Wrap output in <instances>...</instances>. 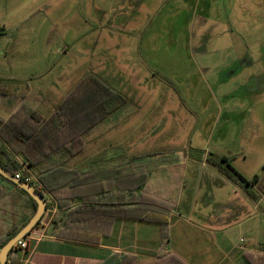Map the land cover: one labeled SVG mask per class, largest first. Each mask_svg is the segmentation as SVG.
<instances>
[{
    "label": "rangeland",
    "instance_id": "rangeland-1",
    "mask_svg": "<svg viewBox=\"0 0 264 264\" xmlns=\"http://www.w3.org/2000/svg\"><path fill=\"white\" fill-rule=\"evenodd\" d=\"M0 77L5 120L15 111L48 117L83 81L84 90L92 80L107 85L122 108L82 135L85 147L66 166L154 151L194 159V172L177 169L192 196L190 212L182 204L178 213L191 218L170 224L168 238L183 235L187 259L202 264L222 250L227 262L249 264L243 249L264 251V196L255 208L206 161L226 156L246 178L258 174L254 188L264 195V0H0ZM2 191V211L15 210L5 220L16 221L28 205L21 193ZM140 225L153 251L162 228L158 237L153 225ZM164 250L151 264H179Z\"/></svg>",
    "mask_w": 264,
    "mask_h": 264
},
{
    "label": "crops",
    "instance_id": "crops-1",
    "mask_svg": "<svg viewBox=\"0 0 264 264\" xmlns=\"http://www.w3.org/2000/svg\"><path fill=\"white\" fill-rule=\"evenodd\" d=\"M3 80L4 78L0 77V81ZM8 97L9 101H11L10 96ZM15 106L14 104L13 107ZM112 114H114V111L108 113L105 117L107 118ZM173 153L175 154V152L167 153L154 151L134 155L135 157H141V159L138 160L137 165H132V167L130 164L131 157L118 159L114 161L117 164H121L119 167L121 177L117 179V181L115 178H107L108 176L103 180H98L97 177H94L91 178L89 182H83L81 184H76V182L73 186H70L71 183H68L70 180L66 177L65 173H57L58 183H55V185L61 186L57 192L63 196V201H69L70 206L65 208L59 206L57 200L50 192H44L48 201V210L43 215L35 231L26 236L27 238L25 237L28 242V247L22 249L16 246V248L10 252L8 259L9 264H101L115 253L121 256L126 255L129 258L130 256H135L131 263L126 264H151V259H157L155 256L160 246L154 248L153 251L151 248H148L147 245L149 244V240L144 232H139V227H137V225H153L155 232L157 230L158 237H160V227H162L163 224H168L169 226L170 224H177L179 221L188 222L191 218V216L187 217L178 213V209L182 204H184L186 210L190 212V208H192V196L191 192L185 193L187 188L185 176L177 172V169L182 166L184 168H192L194 172L197 161L194 159L190 161L187 157L182 158L178 155L174 156ZM163 155L166 157L163 158ZM101 162L110 163L108 159L101 160ZM64 165L67 168L82 167H68L66 166V162ZM44 167L45 166L42 165V168ZM32 168L23 167L20 171L24 173L25 176L31 175L34 179V183L38 184L40 169L38 167ZM32 170L34 173H32ZM92 173H95V171H92ZM110 176H112V174ZM3 189H6L8 193H21L22 201L28 205L24 207L23 211H18L20 216H18L16 221L7 222L5 220L6 217L7 219L8 217L10 218L11 213L15 210L7 206L5 211H2L1 204L4 198H1V193H3ZM133 192L136 194H138V192L143 193L144 198L147 200L172 204L173 207L169 211V214L157 212L153 214L150 213L142 219L107 217L103 221L92 220L97 223L89 225L87 229L83 227L81 224L82 222L77 221L67 224L66 218L69 211L80 204H130ZM256 192L258 198L253 200L256 203L255 208H259V206L261 207L263 205L260 203L264 195L261 196V193L258 191ZM23 195L25 194H23L17 186L0 176V237L6 235L10 229H21L24 223L26 221L28 222L33 216V204L26 195L25 197ZM262 210L264 212L263 207ZM3 216L5 218H3ZM212 216L215 217L213 214ZM252 217L253 214L250 213L247 214L245 218L249 219ZM4 223L6 225H4ZM212 225H216L218 229L222 230L225 224L224 222H212ZM130 227L132 229L131 232L129 229ZM126 228H128L127 231H125ZM189 233L193 232L189 231ZM185 235V237L188 236V229L185 230ZM240 240L243 241L242 238ZM186 241L183 235H177L174 240L169 239L164 250L166 253L163 257H172V255L176 253L185 261V264H202L199 259H192L190 261L187 259L188 245ZM217 250L220 253L218 247ZM242 251L243 252L239 254H242V258L246 259L249 264V259L256 263L253 259L257 257L261 258L259 264H264V256H261L263 251L248 248ZM211 264L234 263L227 262V253L222 250L218 259Z\"/></svg>",
    "mask_w": 264,
    "mask_h": 264
},
{
    "label": "trees",
    "instance_id": "trees-1",
    "mask_svg": "<svg viewBox=\"0 0 264 264\" xmlns=\"http://www.w3.org/2000/svg\"><path fill=\"white\" fill-rule=\"evenodd\" d=\"M92 82L95 87L93 86L86 90L82 88L83 84H85L84 81L83 84H78L60 101L57 108L48 117H41L36 111L30 110L26 116L20 117L19 112L15 111L7 120L0 118V136L4 140L3 145H0V164L15 173L21 170L23 165H19L14 160L13 154L21 155L24 158L23 164L40 169L39 183H34V181L30 183L43 193L46 191L50 192L57 200L59 206L63 208L69 207L70 203L67 200L63 201V196L57 192L61 188V186L55 185V183H58L57 173H65L70 180L68 182L69 184L71 183L70 186H73L76 182V184L89 182L94 177H97L98 180H103L108 176L107 178H115L116 181L121 177L119 169L121 164L115 162L86 164L79 168H67L64 165L68 157L78 154L85 147L82 135L100 122L108 113L115 111L121 106L122 96L119 93L113 92L107 85L98 86L97 80H92ZM139 159L141 157H131V167L132 165H137ZM206 161L211 163L228 179L239 183L252 199L256 200L258 198L254 188V185L259 181L258 174L252 179L246 178L233 166L230 159L226 156H207ZM42 165L45 167L42 168ZM92 171H95V173H92ZM111 174L112 176H110ZM0 176L17 186L29 198L35 212L37 201L12 180L1 174ZM21 178H25L24 173H22ZM172 207V204L150 201L144 198L143 193L138 192L136 194L133 192L130 204H80L69 211L66 220L67 224L78 221L82 222L84 226L92 223V220L103 221L107 217L142 219L150 213L169 214ZM41 220L32 229L31 233L39 226ZM26 223L27 221L24 224ZM161 228L162 238L158 251L162 248L165 249L169 240L168 224H163ZM19 230L20 228L12 229L6 235L1 236L0 246L2 247ZM261 256H264V251ZM131 259L132 257L129 259L126 255L121 256L115 253L101 264H126ZM176 260H178L177 263L179 264H185L180 258ZM249 261L250 264H256L251 260Z\"/></svg>",
    "mask_w": 264,
    "mask_h": 264
},
{
    "label": "water",
    "instance_id": "water-1",
    "mask_svg": "<svg viewBox=\"0 0 264 264\" xmlns=\"http://www.w3.org/2000/svg\"><path fill=\"white\" fill-rule=\"evenodd\" d=\"M0 174L4 177L12 180L20 188L25 189L30 196H32L37 201V209L34 212L33 216L28 220L26 224L11 238L9 239L2 247L0 251V262L1 264H9V254L15 248L16 243L28 236L32 229L37 226L38 222L41 220L45 212L48 210V201L43 192H41L35 185L25 181L22 178H18L15 174L0 164Z\"/></svg>",
    "mask_w": 264,
    "mask_h": 264
},
{
    "label": "built area",
    "instance_id": "built-area-1",
    "mask_svg": "<svg viewBox=\"0 0 264 264\" xmlns=\"http://www.w3.org/2000/svg\"><path fill=\"white\" fill-rule=\"evenodd\" d=\"M14 174L18 178H21V176H22V172L20 170L16 171ZM24 180L28 181V182L34 181V179L31 175L25 176ZM16 246H18L22 249H26L28 247V242L26 239L22 238L16 243ZM0 251H1V246H0ZM0 264H1V262H0Z\"/></svg>",
    "mask_w": 264,
    "mask_h": 264
}]
</instances>
